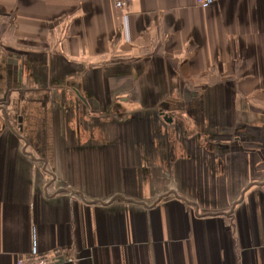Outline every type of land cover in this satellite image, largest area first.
Segmentation results:
<instances>
[{
    "label": "crops",
    "instance_id": "crops-1",
    "mask_svg": "<svg viewBox=\"0 0 264 264\" xmlns=\"http://www.w3.org/2000/svg\"><path fill=\"white\" fill-rule=\"evenodd\" d=\"M264 264V0H0V264Z\"/></svg>",
    "mask_w": 264,
    "mask_h": 264
},
{
    "label": "built area",
    "instance_id": "built-area-1",
    "mask_svg": "<svg viewBox=\"0 0 264 264\" xmlns=\"http://www.w3.org/2000/svg\"><path fill=\"white\" fill-rule=\"evenodd\" d=\"M132 0H114L115 7L121 9L125 7ZM199 5H209L212 3L219 2L220 0H196ZM17 264H26L23 259H20Z\"/></svg>",
    "mask_w": 264,
    "mask_h": 264
}]
</instances>
